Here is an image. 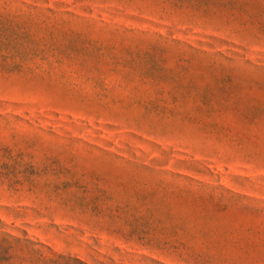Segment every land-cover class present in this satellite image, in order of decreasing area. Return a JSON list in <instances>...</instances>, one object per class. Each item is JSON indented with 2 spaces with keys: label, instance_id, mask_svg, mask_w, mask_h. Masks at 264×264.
<instances>
[{
  "label": "rangeland",
  "instance_id": "rangeland-1",
  "mask_svg": "<svg viewBox=\"0 0 264 264\" xmlns=\"http://www.w3.org/2000/svg\"><path fill=\"white\" fill-rule=\"evenodd\" d=\"M0 231L21 264H264V0H0Z\"/></svg>",
  "mask_w": 264,
  "mask_h": 264
},
{
  "label": "trees",
  "instance_id": "trees-1",
  "mask_svg": "<svg viewBox=\"0 0 264 264\" xmlns=\"http://www.w3.org/2000/svg\"><path fill=\"white\" fill-rule=\"evenodd\" d=\"M33 244L26 238L0 231V264H21L22 252H28V255L32 256L36 262L40 254L33 248ZM49 260L52 262V259Z\"/></svg>",
  "mask_w": 264,
  "mask_h": 264
}]
</instances>
